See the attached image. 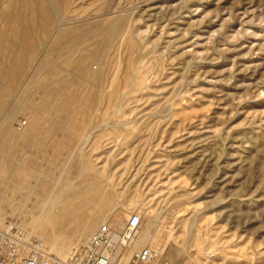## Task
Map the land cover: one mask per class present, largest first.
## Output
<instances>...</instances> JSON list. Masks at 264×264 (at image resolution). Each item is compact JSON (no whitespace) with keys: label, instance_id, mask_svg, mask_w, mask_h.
Wrapping results in <instances>:
<instances>
[{"label":"rangeland","instance_id":"obj_1","mask_svg":"<svg viewBox=\"0 0 264 264\" xmlns=\"http://www.w3.org/2000/svg\"><path fill=\"white\" fill-rule=\"evenodd\" d=\"M133 211L148 264H264V0H0V224Z\"/></svg>","mask_w":264,"mask_h":264},{"label":"built area","instance_id":"obj_2","mask_svg":"<svg viewBox=\"0 0 264 264\" xmlns=\"http://www.w3.org/2000/svg\"><path fill=\"white\" fill-rule=\"evenodd\" d=\"M141 223L136 211L119 228L102 222L85 241L55 255L38 234L8 220L0 224V264H148L156 252L150 245H135Z\"/></svg>","mask_w":264,"mask_h":264},{"label":"bare ground","instance_id":"obj_3","mask_svg":"<svg viewBox=\"0 0 264 264\" xmlns=\"http://www.w3.org/2000/svg\"><path fill=\"white\" fill-rule=\"evenodd\" d=\"M250 1H254V0H250ZM139 241V240H138ZM135 242V245L138 246L140 243L139 242ZM44 243V242H43ZM45 244V243H44Z\"/></svg>","mask_w":264,"mask_h":264}]
</instances>
